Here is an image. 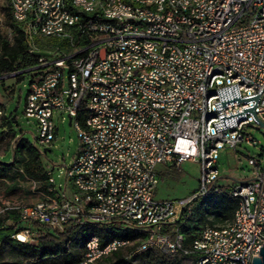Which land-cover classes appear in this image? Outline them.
<instances>
[{"label":"built area","instance_id":"obj_1","mask_svg":"<svg viewBox=\"0 0 264 264\" xmlns=\"http://www.w3.org/2000/svg\"><path fill=\"white\" fill-rule=\"evenodd\" d=\"M5 1L11 17L21 15L20 0ZM197 1L173 0L177 13H168L165 0H157L160 15H152L150 9L125 0L127 16L100 18L97 12L87 13L86 25L65 26L56 0H41V28L56 26L55 35L63 43L76 40L73 31H80L87 45L66 53H43L26 42L25 29H20L27 52L36 59L0 79L30 74L24 114L37 124V144H50L56 138V120L62 122L67 116L79 145L65 167L63 186L55 185L48 169L47 182L52 184L48 191L38 190L37 181L24 175L36 198L1 201L0 215L14 211L26 223L15 238L36 243L33 222L59 232L71 224L80 229V223L97 222L143 229L142 253L153 250L169 258L179 253L189 258V264H231V257L247 261L260 256L264 165L255 158H248L257 168L255 177L228 189L238 197V206L244 207L239 238H230V231L217 234L200 229L195 237L200 254H193L183 246V235L174 225L182 213L191 214V205L202 191L225 189L217 183L219 150L256 145L248 126H264V0H211L205 9L195 11ZM32 2L29 22L37 19ZM116 22H124L125 30L116 31ZM8 32L13 41L10 28ZM81 51H88L86 65L78 63ZM206 91H217V98L205 100ZM82 104L93 105V112L86 113L89 133L75 127ZM208 112H217L218 132L206 127ZM88 139H95V146H88ZM118 159L126 160L123 170H116ZM189 159L200 165L198 188L182 199H155V166L179 169ZM70 172H77L81 186L91 185L93 195L72 191L66 183ZM118 185H126L124 198H113ZM114 244H92L77 264Z\"/></svg>","mask_w":264,"mask_h":264},{"label":"rangeland","instance_id":"obj_2","mask_svg":"<svg viewBox=\"0 0 264 264\" xmlns=\"http://www.w3.org/2000/svg\"><path fill=\"white\" fill-rule=\"evenodd\" d=\"M7 3L5 0H0V12H2V21L4 25L0 27V33L10 43L8 28L12 37V22L11 15L9 16ZM11 81L13 89L11 97L4 98L0 95V102L3 103L0 108H3L5 124L1 118L0 124V161H9L16 151V148L10 147V134L16 137H21L35 145L38 150L42 151L41 161L51 169L55 185L62 186L65 184V167L70 163L74 153L76 152L79 139L73 125L68 124V117L64 120H56L57 134L56 138L48 145H39L35 137L38 135L37 124L33 118L27 117L24 114V104L26 94L30 85V74H24L19 81L16 78L0 79V86L4 82ZM4 88V87H3ZM3 89L1 88L0 91ZM9 91V93L11 92ZM3 124V125H2ZM9 131V133L7 132ZM248 131L252 134L256 145L243 143L235 149L226 147L219 150V158L217 167L219 185L234 184L239 181H244L255 177L257 168L253 164L248 163V158L252 157L260 161V166L264 165V127L259 124H250ZM38 145V146H37ZM18 162H13L10 169H5V172L0 171V204L4 199H21L25 201L34 200L36 195L30 192V184L26 182L17 171ZM155 172L158 176V183L152 190V196L155 199H171L177 200L188 197L199 186L200 165L194 160H185L182 162L179 169L157 164ZM67 186L70 187L67 181ZM5 216V214H4ZM209 220H213L209 217ZM209 224H211L209 222ZM215 226L222 225L221 222H213ZM132 245H127L122 250V260L117 261L116 258L103 259L95 264H148L143 255L130 257L131 250L128 248ZM130 250V251H129ZM82 247L76 249V255H82ZM28 258L21 254L19 250L12 245L2 242L0 243V263L1 264H25ZM61 261V259H50L43 264H53ZM189 258L185 257L180 260V264H189Z\"/></svg>","mask_w":264,"mask_h":264},{"label":"trees","instance_id":"obj_3","mask_svg":"<svg viewBox=\"0 0 264 264\" xmlns=\"http://www.w3.org/2000/svg\"><path fill=\"white\" fill-rule=\"evenodd\" d=\"M66 2L69 3L70 0H66ZM9 9L10 8H8V10ZM10 15L11 13L9 11V16ZM11 22L13 41L10 43L3 38L0 33V76L25 68L31 65L36 59L35 54H29L27 52V44L20 32V28L13 23L12 19ZM21 77L22 76H18L16 81H19ZM2 105L3 104L0 103V106ZM3 116H1V118L3 124H5L6 122ZM77 120L79 124L83 126L84 114L82 109L78 112ZM7 132L9 133V131ZM4 133L5 132H3V134ZM10 135L12 137L9 141L10 147L11 142L18 138L15 146L11 147L16 148V151L10 162L1 163L0 161V171L5 172V169L8 170L11 168L13 162H18L17 171L20 176L24 178V175H26L34 179L38 183V190L48 191V188L52 186V184L47 182L48 169L41 161L42 154L37 147L28 140L21 137L15 138L13 134ZM224 187L225 189L222 192H211L207 194L204 198L196 202L197 204H195V208L190 215L182 213L175 221L174 225L179 228L181 235H183V246H188V248H190L196 235L204 226L214 225L213 222L226 223L232 218L237 207V199L230 196L228 193V189L231 185H226ZM209 217H212L213 220H209ZM209 222L211 224H209ZM25 227L26 223L14 211L7 212L5 216L0 215V243L6 242L17 248L21 254L28 258L25 264H43L42 262H46L50 259H61V261L53 264H77L80 255H76V249L80 250V247H82L85 241L92 235H98L102 241L112 238L125 239L130 242L133 241L132 246L128 247L130 250L145 236V233L137 228L126 227L123 224H89L80 229H76V227L71 224L67 226L63 232H59L50 229L44 224L33 222L31 224V229L35 232V239L37 242L26 243L13 236ZM170 228L171 225L167 226L166 230ZM124 248L127 247L120 248V250L118 249L113 252L112 255L103 259L116 258L117 261L122 260L121 254ZM139 255H143L148 264H180V260L187 257L177 253L169 258L153 250H148L132 257H137Z\"/></svg>","mask_w":264,"mask_h":264},{"label":"bare ground","instance_id":"obj_4","mask_svg":"<svg viewBox=\"0 0 264 264\" xmlns=\"http://www.w3.org/2000/svg\"><path fill=\"white\" fill-rule=\"evenodd\" d=\"M9 3H17V0H8ZM73 2L67 3L66 0H56V11L59 14L65 15V26H72L75 22L77 25H86L87 13L97 12L100 18H118L128 15V8L125 6V0H74ZM211 0H198L195 3V11H202L205 9ZM133 4L137 5V8L150 9V14L160 15V7L157 5V0H133ZM182 4H191V0H182ZM165 7L168 13H177V6L173 0H165ZM20 11L21 15L18 17H11L13 23L20 29H25V39L27 43H32L34 50H43V53H51L52 51H58L59 53H66V50H75L82 48L87 45V37L80 35V31H73V38L76 40H70L63 43L61 36H56V26L42 27V21H44V10L41 5V0H33L32 2V15H35L37 19L34 22H29V0H20ZM11 13V9H10ZM41 28V31H40ZM125 23L116 22V31H124ZM55 41V42H53ZM88 60V51H81L78 55L79 65H86ZM217 98V91H206L205 100H213ZM83 111L84 124L81 126L79 121L75 120V127H79L80 133H89V120H86V113L93 112L92 104H82L78 108ZM206 127H210L211 132H218L220 130V120H217V112H208L206 119ZM14 140L11 142V147ZM38 146V145H37ZM88 146H95V139H88ZM126 167L125 159H118L116 162V170H123ZM69 184L72 191H78V195L87 196L93 195V187L91 185H82L77 178V172L69 173ZM224 189L220 188H208L199 194L198 199L195 200L194 204L191 205V213L195 208L196 202L204 198L211 192H222ZM237 199V207L233 213L232 218L222 225H206L202 230L212 229L217 234H225L230 231V238H239L241 233V223H245L244 207L238 206V197L230 193ZM126 194V185H118L113 191V198H124ZM190 215V214H188ZM89 224H97V222H84L80 223V228L85 227ZM145 233V230L138 229ZM181 235V233H180ZM122 241V242H121ZM119 242V243H116ZM133 242V241H132ZM123 239H104L103 241L98 235L90 236L85 243L82 245V252L85 253L87 248L92 244H114L110 246L101 254H95L92 258L82 261L80 264H94L95 262L112 255L113 252L127 245L133 243ZM145 246V236L140 239L137 245L131 250V255L142 253L141 247ZM190 252L193 254H200V246L193 240ZM82 253V255H83ZM231 264H253L252 259L243 257H231Z\"/></svg>","mask_w":264,"mask_h":264},{"label":"crops","instance_id":"obj_5","mask_svg":"<svg viewBox=\"0 0 264 264\" xmlns=\"http://www.w3.org/2000/svg\"><path fill=\"white\" fill-rule=\"evenodd\" d=\"M4 87V88H3ZM3 89L2 91H0V95L2 96V97H4V98H10L11 97V93H12V89H13V85L11 84V81H8V82H4L3 83V86H0V89ZM9 91H11L10 93H9ZM0 103H2V102H0ZM3 104V103H2ZM3 109V108H2ZM0 124H1V116H0ZM12 160V158L9 160V161H6L5 163H7V162H10ZM1 163H3L2 161H1ZM227 185H233V184H227ZM224 186H226V185H224Z\"/></svg>","mask_w":264,"mask_h":264},{"label":"water","instance_id":"obj_6","mask_svg":"<svg viewBox=\"0 0 264 264\" xmlns=\"http://www.w3.org/2000/svg\"><path fill=\"white\" fill-rule=\"evenodd\" d=\"M68 124L70 125V117L68 119ZM261 126H263V125H261ZM259 254H260L259 257H257V256L252 257V263L253 264H264V243L262 246H260Z\"/></svg>","mask_w":264,"mask_h":264}]
</instances>
